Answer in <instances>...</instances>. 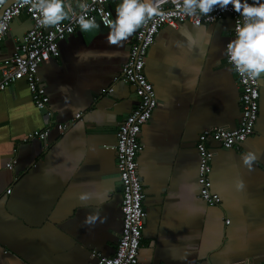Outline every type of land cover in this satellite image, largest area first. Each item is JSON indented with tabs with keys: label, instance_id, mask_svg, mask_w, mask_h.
Instances as JSON below:
<instances>
[{
	"label": "crops",
	"instance_id": "obj_1",
	"mask_svg": "<svg viewBox=\"0 0 264 264\" xmlns=\"http://www.w3.org/2000/svg\"><path fill=\"white\" fill-rule=\"evenodd\" d=\"M118 3L107 6L113 19ZM31 28L26 13L12 21L0 68ZM233 28L229 15L165 25L149 49L145 74L158 103L140 134L147 217L137 264H264V75L254 134L231 149L209 139L220 204L200 197V134L241 120L240 88L225 54ZM108 32L101 24L78 27L59 42V57L39 66L51 117L24 79L0 96V264H98L94 252L115 253L122 232L117 131L138 102L134 86L118 78L136 31L120 45L107 42ZM69 121L61 133L56 124ZM47 127L46 140L28 138ZM248 151L257 157L251 168L241 159ZM86 214L95 221L84 224Z\"/></svg>",
	"mask_w": 264,
	"mask_h": 264
},
{
	"label": "built area",
	"instance_id": "obj_2",
	"mask_svg": "<svg viewBox=\"0 0 264 264\" xmlns=\"http://www.w3.org/2000/svg\"><path fill=\"white\" fill-rule=\"evenodd\" d=\"M8 1L0 0V11L4 9L0 17V45L9 31L12 21L22 13H26L30 17L32 28L27 32L24 39L15 46L12 56L0 68V96L11 84L24 79L37 108L46 109L47 116L51 117L53 113L48 108L50 99L40 81L38 69L42 63L51 58L59 57V42L73 34L79 27L75 22V17L80 14V10L76 7L78 0H63L65 4L72 7L73 12L68 19L48 28L37 23L38 14L29 10L27 0H14L7 5ZM110 1L86 0L90 5L87 15L94 17L97 23L106 27L103 19H113L107 7ZM154 3L164 12V15L154 16L136 30L134 36L128 41L129 57L118 78V80L134 86L138 102L135 108L124 118L117 131L116 161L122 190L120 206L122 232L112 256H102L98 252L93 253L98 258V264H137L138 262L142 244V227L147 217L146 194L138 162V155L142 150L140 134L158 103L153 85L145 74V64L149 49L154 44L156 36L165 25L176 28L181 23L191 22L200 26L212 24L224 15H229L234 22L231 36L233 39L236 24L243 22V18L232 10L231 5L227 10L215 8L213 12L207 15L188 16L179 12L172 0H154ZM227 62L235 72L240 88L241 120L237 128L227 129L215 126L204 130L199 136L197 150L199 153L200 197L210 205L220 204L221 197L213 189L211 172L214 154L209 147V139L218 140L225 149L238 147L241 142L254 134L259 117V78L248 79L245 82L247 78H242L235 71L228 57ZM111 90L112 88L109 89V91ZM80 117L81 113H78L76 118L79 119ZM71 123L72 121L57 123L56 127L61 133H64ZM49 132L50 127L35 130L28 135V138L46 140ZM15 162L16 159H12L7 163V168L13 169ZM10 192L11 189H8L7 193Z\"/></svg>",
	"mask_w": 264,
	"mask_h": 264
},
{
	"label": "clouds",
	"instance_id": "obj_3",
	"mask_svg": "<svg viewBox=\"0 0 264 264\" xmlns=\"http://www.w3.org/2000/svg\"><path fill=\"white\" fill-rule=\"evenodd\" d=\"M29 10L38 14L37 23L45 28L55 26L68 19L73 12L71 6L63 0H27ZM176 9L188 16L207 15L215 8L227 10L229 5L242 18V23L235 26V37L225 47V54L237 73L247 82L264 75V0H172ZM76 7L80 14L75 22L82 32L99 28L94 17L87 15L90 5L86 0H78ZM164 12L154 0H119L115 8L114 19H103L108 27L107 42L120 45L136 29L154 16H163ZM255 153L248 151L242 157L249 168L256 160ZM237 189L243 188V181H237ZM80 200L88 199V193H81ZM96 215L86 214L84 224L93 223Z\"/></svg>",
	"mask_w": 264,
	"mask_h": 264
},
{
	"label": "water",
	"instance_id": "obj_4",
	"mask_svg": "<svg viewBox=\"0 0 264 264\" xmlns=\"http://www.w3.org/2000/svg\"><path fill=\"white\" fill-rule=\"evenodd\" d=\"M14 0H9L8 2H7V5H9L10 3H12ZM3 10L4 9H2L1 11H0V17H1V15H2V12H3ZM44 114H47V110L45 109V110H41Z\"/></svg>",
	"mask_w": 264,
	"mask_h": 264
}]
</instances>
